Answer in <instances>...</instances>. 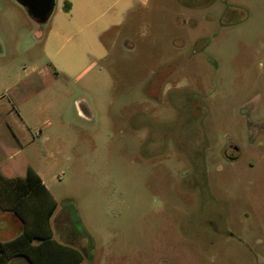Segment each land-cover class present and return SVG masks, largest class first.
<instances>
[{
    "label": "rangeland",
    "instance_id": "obj_1",
    "mask_svg": "<svg viewBox=\"0 0 264 264\" xmlns=\"http://www.w3.org/2000/svg\"><path fill=\"white\" fill-rule=\"evenodd\" d=\"M64 1L39 23L0 0L17 171L45 179L56 237L78 264H264V0Z\"/></svg>",
    "mask_w": 264,
    "mask_h": 264
},
{
    "label": "crops",
    "instance_id": "obj_2",
    "mask_svg": "<svg viewBox=\"0 0 264 264\" xmlns=\"http://www.w3.org/2000/svg\"><path fill=\"white\" fill-rule=\"evenodd\" d=\"M66 1L70 2L69 9L65 8ZM142 1L145 2L146 0ZM15 3L23 7L17 2V0H15ZM102 6L103 1L101 0L64 1V8L67 11L71 8L73 9L74 7H79L83 12L90 13L101 8ZM23 8L26 10L25 7ZM27 14L29 13L27 12ZM68 31V28L63 29L62 31H57L56 36L66 41H70L73 35L69 34ZM39 37L43 39L45 36L43 33H41V35H34L33 38L38 39ZM4 53L5 45L0 38V57L3 56ZM8 71L9 65L3 64L2 60H0V240L2 241L11 240L24 230V222L18 217L15 210L13 209L16 204V191L9 179L18 176H25L29 167L35 169L32 166H28L24 174L18 173L17 171L18 166L16 159L19 156L20 150L17 148L16 142L29 140L32 130L29 121H27L25 118L23 109L21 108L22 103L27 98L26 92L23 89L19 91L15 90V86L17 85L18 81H8ZM35 72L43 75L41 68L35 67ZM17 101L21 102L19 106L16 105ZM82 108L87 110L89 115L83 113ZM80 112L86 117H90L91 110L86 101H81ZM35 133L37 136L43 135V130L40 125L35 126ZM35 171L40 175L42 182L45 183L46 187L49 189L42 174L36 169ZM49 191L51 192L50 189ZM54 214L52 216L51 222L54 229V236L56 239H58L55 235V228L53 224ZM8 228L9 231H7ZM10 264H31V262L24 256H16L11 259Z\"/></svg>",
    "mask_w": 264,
    "mask_h": 264
},
{
    "label": "trees",
    "instance_id": "obj_3",
    "mask_svg": "<svg viewBox=\"0 0 264 264\" xmlns=\"http://www.w3.org/2000/svg\"><path fill=\"white\" fill-rule=\"evenodd\" d=\"M70 2H65L69 9ZM16 191L14 210L24 222V230L15 238L0 240V264H10L16 256L26 257L31 264H78L84 253L78 247L64 243L54 236L52 216L57 201L42 182L35 169L9 179Z\"/></svg>",
    "mask_w": 264,
    "mask_h": 264
},
{
    "label": "water",
    "instance_id": "obj_4",
    "mask_svg": "<svg viewBox=\"0 0 264 264\" xmlns=\"http://www.w3.org/2000/svg\"><path fill=\"white\" fill-rule=\"evenodd\" d=\"M26 8L29 15L39 23L46 22L53 13L55 0H17ZM83 113L89 115L87 110L82 108Z\"/></svg>",
    "mask_w": 264,
    "mask_h": 264
},
{
    "label": "flooded vegetation",
    "instance_id": "obj_5",
    "mask_svg": "<svg viewBox=\"0 0 264 264\" xmlns=\"http://www.w3.org/2000/svg\"><path fill=\"white\" fill-rule=\"evenodd\" d=\"M230 148L231 149H233L234 151H236V152H238L239 151V147L236 145V144H233V143H230ZM228 156V158L229 159H231V160H234V159H236L237 158V156H235V155H227Z\"/></svg>",
    "mask_w": 264,
    "mask_h": 264
}]
</instances>
